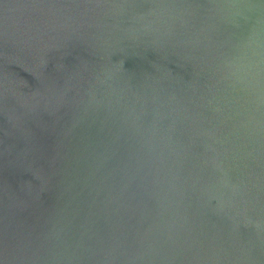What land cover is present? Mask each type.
Instances as JSON below:
<instances>
[{
    "label": "water",
    "instance_id": "obj_1",
    "mask_svg": "<svg viewBox=\"0 0 264 264\" xmlns=\"http://www.w3.org/2000/svg\"><path fill=\"white\" fill-rule=\"evenodd\" d=\"M0 264H264V0H0Z\"/></svg>",
    "mask_w": 264,
    "mask_h": 264
}]
</instances>
